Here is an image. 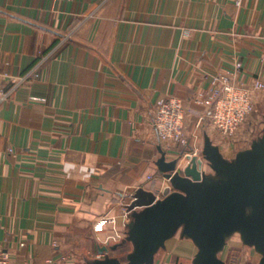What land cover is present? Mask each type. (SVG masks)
<instances>
[{
	"label": "crops",
	"instance_id": "0c3cea01",
	"mask_svg": "<svg viewBox=\"0 0 264 264\" xmlns=\"http://www.w3.org/2000/svg\"><path fill=\"white\" fill-rule=\"evenodd\" d=\"M218 74L263 108L264 0H0V253L10 264L128 262L151 239L131 233L147 210L129 211L132 195L171 190L159 148L177 169L201 160L203 187L223 185L204 159L208 146L237 156L209 119ZM169 97L183 104L184 144L160 143L151 125ZM237 238L253 254L236 264H261L240 230L215 258L226 264ZM197 252L180 224L150 264H194Z\"/></svg>",
	"mask_w": 264,
	"mask_h": 264
},
{
	"label": "water",
	"instance_id": "95a60500",
	"mask_svg": "<svg viewBox=\"0 0 264 264\" xmlns=\"http://www.w3.org/2000/svg\"><path fill=\"white\" fill-rule=\"evenodd\" d=\"M262 141L254 151L237 154L232 164L223 161L218 151L208 146L204 159L225 179L223 185L208 188L202 186L201 160L189 156L188 165L177 169L181 158L166 161L159 148L160 157L155 164L173 191L169 189L164 198L157 199L153 192L139 188L128 206L129 211L147 209L137 216L139 222L131 233H150L148 245L126 263L107 257L94 264H150L153 255L180 224L186 225L198 246L194 264H223L215 253L223 244L224 235L234 230H240L247 243L253 242L258 247L263 253L260 263L264 264V134ZM249 208L256 212L254 217L248 213Z\"/></svg>",
	"mask_w": 264,
	"mask_h": 264
},
{
	"label": "built area",
	"instance_id": "2783aa9c",
	"mask_svg": "<svg viewBox=\"0 0 264 264\" xmlns=\"http://www.w3.org/2000/svg\"><path fill=\"white\" fill-rule=\"evenodd\" d=\"M237 4L239 0H234ZM37 78L38 73H33ZM26 77L14 82L22 83ZM264 82L256 80L253 91H263ZM8 94L0 87V102ZM207 104L210 107V123L217 133L224 137H233L247 117L254 111V102L249 89L235 84L228 76L214 75L210 80ZM152 128L160 143L184 144V109L182 102L173 97L156 102ZM191 157V156H190ZM0 264H10L7 255L0 253Z\"/></svg>",
	"mask_w": 264,
	"mask_h": 264
},
{
	"label": "rangeland",
	"instance_id": "374dc122",
	"mask_svg": "<svg viewBox=\"0 0 264 264\" xmlns=\"http://www.w3.org/2000/svg\"><path fill=\"white\" fill-rule=\"evenodd\" d=\"M263 134L264 106L263 108L256 109L254 105V111L247 117L246 121L240 126V128L237 130L236 134L233 137H224L221 135L219 136L223 143L222 150H230L232 154L231 156H233L235 154L248 153L254 151L257 145L263 143ZM249 210L252 209L249 208ZM237 241L238 246H233V248L230 249L229 256L227 257V260H225L226 264H236L238 261H240L239 259L243 251L244 253H247V255H250V253H252V248L239 243L240 241L238 240V238ZM247 263H250V261H248Z\"/></svg>",
	"mask_w": 264,
	"mask_h": 264
}]
</instances>
